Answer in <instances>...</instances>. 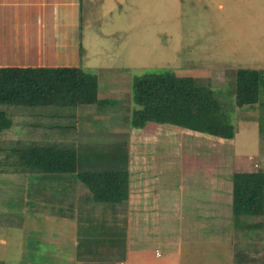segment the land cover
<instances>
[{
  "label": "crops",
  "instance_id": "obj_1",
  "mask_svg": "<svg viewBox=\"0 0 264 264\" xmlns=\"http://www.w3.org/2000/svg\"><path fill=\"white\" fill-rule=\"evenodd\" d=\"M79 5L80 0H0V66H77ZM46 23L52 24L51 36ZM28 35L35 40L32 47L38 46L33 63L22 60L29 58L22 47L28 45ZM17 37L22 38L20 45ZM48 38H53L51 52L44 54ZM8 55H14L16 62H6ZM234 93L239 105L253 94ZM262 97L261 102L264 93ZM107 99L98 84L96 102L77 106L76 170L125 172L126 198L96 201L75 174H21V221L9 225L17 231L12 235L18 237L17 249L15 256L7 253L6 264L16 260L24 264H264V188L260 214L232 212L233 174L256 172L254 164L260 165L235 151L236 141H244L242 128L226 138L154 121L132 127L129 113L115 114L103 105L100 111L81 114L80 107L101 106ZM217 100L221 103L218 96ZM220 107L227 112L222 103ZM224 122L234 130L233 121L226 117ZM126 129L135 136L130 144L123 142ZM174 129L180 130L178 135ZM184 132L212 138L216 156H205L203 142L191 146ZM83 143L86 153L94 155L85 163L79 158ZM102 145L108 151L100 157L93 149ZM230 228L231 253H221L224 231L230 234ZM254 236L263 241L256 244ZM242 246L245 253L239 254Z\"/></svg>",
  "mask_w": 264,
  "mask_h": 264
},
{
  "label": "rangeland",
  "instance_id": "obj_2",
  "mask_svg": "<svg viewBox=\"0 0 264 264\" xmlns=\"http://www.w3.org/2000/svg\"><path fill=\"white\" fill-rule=\"evenodd\" d=\"M78 10L79 16L75 17L80 35L78 66L94 74L101 96H108L107 104L101 101V106L80 107L81 114H88L90 109L100 111L103 105L104 108L110 107L115 114L128 116L133 77L191 76L198 86L212 90L221 99L225 106L222 108L227 111L225 116L234 123L233 131L240 132L242 128L241 132L245 133L243 142L236 141L235 151L244 155L241 156L243 159H257L260 165L254 161V169L264 170V101L261 102L264 84L261 82L258 94L254 92L243 99L242 105H239L241 100L234 93L235 73L239 69L264 70V0H80ZM29 25L31 27V23ZM49 25L47 33L51 36L54 31L52 24ZM49 25L46 23L47 29ZM21 39L17 37L18 45ZM34 41L30 38V43L22 46L29 57L27 60L23 57V61L36 62L38 46L34 44L32 47ZM52 41L53 38L47 39L44 54L51 52ZM18 52L17 62L21 59V51ZM9 57L11 55L7 56L6 62H16ZM1 62L4 60L1 59ZM78 112L76 107L70 116L56 114L55 117L52 114L51 125L37 129V133L42 130L49 134L56 131L53 139L63 140L62 132L65 130L67 136L64 142L75 146ZM104 123L111 122H100V125ZM27 126L25 119H12L9 127L0 131V166L2 162L8 163V160L4 161L8 140L11 137L26 140ZM109 127L115 128V125ZM176 130L174 133L178 135L180 130ZM188 133L184 132L190 137L186 142L190 145L194 141L203 142L207 146L205 156H216L212 138ZM179 137L181 135L174 141H179ZM122 138L125 144L135 141L133 131L129 129L124 131ZM84 144L79 148V158L84 159L83 163L94 157L86 153ZM93 150L99 152L100 157L108 151L105 145ZM8 168L0 172V239L4 240L0 241V264H6L7 253L15 256L13 250L17 247L14 243L18 237L12 235L17 231L10 229L9 225H19L22 211L18 194L22 187L21 174L12 172L10 165ZM224 234L226 240H223L224 246L220 251L230 254L232 229L230 234L229 231H224ZM252 241L258 244L263 240L254 236ZM237 252L245 253L243 246ZM24 263L16 260L9 264Z\"/></svg>",
  "mask_w": 264,
  "mask_h": 264
},
{
  "label": "trees",
  "instance_id": "obj_3",
  "mask_svg": "<svg viewBox=\"0 0 264 264\" xmlns=\"http://www.w3.org/2000/svg\"><path fill=\"white\" fill-rule=\"evenodd\" d=\"M261 82L264 84V70L239 69L235 73L234 90L238 95L258 94ZM97 88V77L78 65L0 66V131L8 128L12 119L28 121L26 140L13 137L8 140L7 158H4L8 163H1L0 172L9 170L10 165V170L19 174H75L94 200L125 199V172H78L76 150L74 145L64 142L65 130L63 140L53 139L56 131L37 133V129L51 125L52 114L70 116L78 105L95 103ZM130 102L132 127H143L146 122L154 121L226 138L233 136V126L224 122L226 113L216 93L198 86L191 76L133 77ZM263 188L264 171L234 173L233 214H260Z\"/></svg>",
  "mask_w": 264,
  "mask_h": 264
}]
</instances>
